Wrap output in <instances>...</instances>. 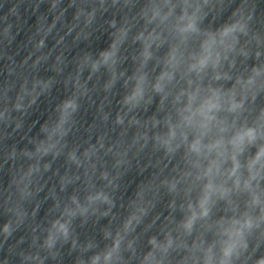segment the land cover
Returning <instances> with one entry per match:
<instances>
[{"label":"clouds","instance_id":"1","mask_svg":"<svg viewBox=\"0 0 264 264\" xmlns=\"http://www.w3.org/2000/svg\"><path fill=\"white\" fill-rule=\"evenodd\" d=\"M0 217V264H264L259 0H0Z\"/></svg>","mask_w":264,"mask_h":264},{"label":"water","instance_id":"2","mask_svg":"<svg viewBox=\"0 0 264 264\" xmlns=\"http://www.w3.org/2000/svg\"><path fill=\"white\" fill-rule=\"evenodd\" d=\"M259 8L261 11H264V0H259ZM34 20V18H33ZM33 21H29V23H32ZM24 39V34L21 33L20 36L17 37V40L18 41H22ZM100 46H103L102 42H101V45ZM23 55V53H21V56ZM21 57L18 56L17 59H20ZM54 95L56 96H62V90L61 91H58L56 92ZM47 108H48V104L47 103H43L41 105V108L38 112H35L33 114V116L31 117V120L30 122H33V121H39V122H43V119L46 118V115H47ZM38 129V124L36 125V128L33 129V131L35 132L36 130ZM16 140H19V137L16 138ZM11 143V141H10ZM21 146H23V143L21 142ZM3 218L0 217V222H2ZM67 264V262H66Z\"/></svg>","mask_w":264,"mask_h":264}]
</instances>
